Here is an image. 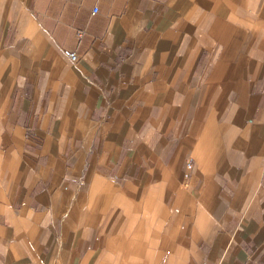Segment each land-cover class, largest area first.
<instances>
[{
  "label": "crops",
  "instance_id": "0c3cea01",
  "mask_svg": "<svg viewBox=\"0 0 264 264\" xmlns=\"http://www.w3.org/2000/svg\"><path fill=\"white\" fill-rule=\"evenodd\" d=\"M0 264H264V0H0Z\"/></svg>",
  "mask_w": 264,
  "mask_h": 264
},
{
  "label": "built area",
  "instance_id": "2783aa9c",
  "mask_svg": "<svg viewBox=\"0 0 264 264\" xmlns=\"http://www.w3.org/2000/svg\"><path fill=\"white\" fill-rule=\"evenodd\" d=\"M96 12H97V10L94 9L93 13H96ZM63 54H64V56H66L72 62H76L78 60V57H77V55L74 52H70V51L64 50ZM190 167H191V164L188 162L186 168L190 169Z\"/></svg>",
  "mask_w": 264,
  "mask_h": 264
}]
</instances>
